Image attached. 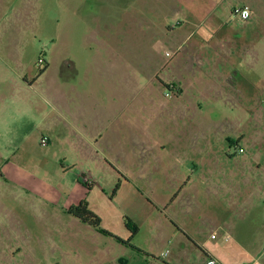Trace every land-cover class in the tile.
<instances>
[{
    "label": "rangeland",
    "instance_id": "1",
    "mask_svg": "<svg viewBox=\"0 0 264 264\" xmlns=\"http://www.w3.org/2000/svg\"><path fill=\"white\" fill-rule=\"evenodd\" d=\"M211 13L206 48L176 47L198 17L166 27L143 0H0V40L35 74L70 61L97 128L81 151L46 134L0 163V264H202L208 249L264 264V21Z\"/></svg>",
    "mask_w": 264,
    "mask_h": 264
},
{
    "label": "crops",
    "instance_id": "2",
    "mask_svg": "<svg viewBox=\"0 0 264 264\" xmlns=\"http://www.w3.org/2000/svg\"><path fill=\"white\" fill-rule=\"evenodd\" d=\"M237 5H246L252 11L249 21L241 22L237 19L244 24L242 28L249 30L252 25L264 21V0H143V13L151 16L153 11H158V15L162 17L161 22H165L166 27L170 24L174 27L177 23L176 17L181 13L183 16L198 17V21H202L199 23L201 26L204 20L200 18L211 16V11H223V15H228L227 18H233L231 11ZM167 17H175L173 23H169ZM206 24L210 23L206 21ZM212 25L210 24L211 27ZM205 26L203 24L202 27L192 30L180 44L174 42L171 45L180 47L188 41L189 47L206 48L205 44L210 40V35L209 31H204ZM177 30L170 31L169 34H175ZM18 43L0 40V144L15 145L13 152L10 151L11 154L3 153L0 148L2 167L7 166L10 157H15L14 150L19 145L37 142L40 144L42 137L48 143L46 134L63 139L66 144L79 151L86 143L93 144L92 139L97 128L95 129L94 121L90 127L85 125L86 111L76 106L80 94L75 89L74 78L64 74V63L71 62L62 58L58 61H46L43 58V64L36 63L38 74H35L34 64L24 61V50H20ZM163 54L170 59L174 55L170 51ZM21 129L23 133L20 136ZM209 252L212 253L209 249L203 252L202 264ZM165 259L160 258L162 261ZM115 260L117 259L112 258V262ZM165 263L173 264L168 261Z\"/></svg>",
    "mask_w": 264,
    "mask_h": 264
},
{
    "label": "built area",
    "instance_id": "3",
    "mask_svg": "<svg viewBox=\"0 0 264 264\" xmlns=\"http://www.w3.org/2000/svg\"><path fill=\"white\" fill-rule=\"evenodd\" d=\"M231 14L234 18L238 19L241 22H247L249 21L251 17V11L248 6L246 5H237L232 8ZM167 56H170L169 53L166 54ZM40 144L41 145H46L47 144V139L45 137H42L40 139ZM239 152H242V149H239ZM168 252H164L161 254L160 258L165 259L167 256ZM204 264H221L217 259L213 258L210 255L206 256L205 263ZM252 264H263L257 260H254Z\"/></svg>",
    "mask_w": 264,
    "mask_h": 264
},
{
    "label": "trees",
    "instance_id": "4",
    "mask_svg": "<svg viewBox=\"0 0 264 264\" xmlns=\"http://www.w3.org/2000/svg\"><path fill=\"white\" fill-rule=\"evenodd\" d=\"M43 63L42 60H39L38 61V64L41 65ZM173 87V85H172ZM79 208L82 209V212H83V216H80V218L82 219L83 222L85 223H88L90 225H92L93 227H98L99 226V219L91 212L87 209V205L86 203H81L79 205ZM91 217L93 219V222H90V219L89 218ZM130 222V221H129ZM135 228V227H134ZM135 231H136V228L135 230L133 229V234H135Z\"/></svg>",
    "mask_w": 264,
    "mask_h": 264
}]
</instances>
